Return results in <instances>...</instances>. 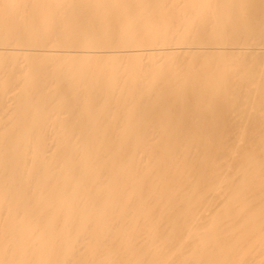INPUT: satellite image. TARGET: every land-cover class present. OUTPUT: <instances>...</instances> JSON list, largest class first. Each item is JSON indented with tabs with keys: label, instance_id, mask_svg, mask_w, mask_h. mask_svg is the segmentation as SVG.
<instances>
[{
	"label": "bare ground",
	"instance_id": "1",
	"mask_svg": "<svg viewBox=\"0 0 264 264\" xmlns=\"http://www.w3.org/2000/svg\"><path fill=\"white\" fill-rule=\"evenodd\" d=\"M0 264H264V0H0Z\"/></svg>",
	"mask_w": 264,
	"mask_h": 264
}]
</instances>
